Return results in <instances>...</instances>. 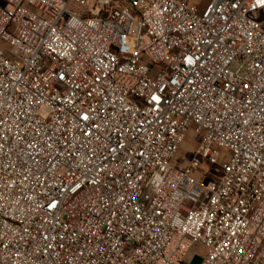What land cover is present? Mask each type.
Returning a JSON list of instances; mask_svg holds the SVG:
<instances>
[{"label":"built area","instance_id":"2783aa9c","mask_svg":"<svg viewBox=\"0 0 264 264\" xmlns=\"http://www.w3.org/2000/svg\"><path fill=\"white\" fill-rule=\"evenodd\" d=\"M190 2L0 0V264H264V0Z\"/></svg>","mask_w":264,"mask_h":264},{"label":"rangeland","instance_id":"374dc122","mask_svg":"<svg viewBox=\"0 0 264 264\" xmlns=\"http://www.w3.org/2000/svg\"><path fill=\"white\" fill-rule=\"evenodd\" d=\"M209 0H191L189 6L190 7H200L203 9ZM77 7L75 5L72 6V10H75ZM198 140L195 136L193 130H190L185 141L182 143L179 152L175 156L173 160V165L177 168L184 169L190 166L191 161L195 155V150L198 146ZM229 158V154L227 152H223L222 157L220 159L221 162L227 161ZM219 174V168L212 165L209 162H205L202 167H200L196 172H194V177L197 179H201L204 181L207 175L211 174L209 178H215L216 174ZM198 247L196 250L199 253H203V250ZM182 264H201V259L199 256H196L194 250L190 253L189 257L185 259Z\"/></svg>","mask_w":264,"mask_h":264},{"label":"crops","instance_id":"0c3cea01","mask_svg":"<svg viewBox=\"0 0 264 264\" xmlns=\"http://www.w3.org/2000/svg\"><path fill=\"white\" fill-rule=\"evenodd\" d=\"M189 255H190V254H189ZM189 255H188V257H189ZM188 257H187V258H188Z\"/></svg>","mask_w":264,"mask_h":264}]
</instances>
